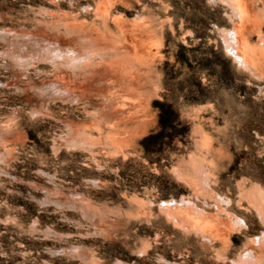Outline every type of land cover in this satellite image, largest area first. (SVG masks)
<instances>
[{"label": "rangeland", "instance_id": "1", "mask_svg": "<svg viewBox=\"0 0 264 264\" xmlns=\"http://www.w3.org/2000/svg\"><path fill=\"white\" fill-rule=\"evenodd\" d=\"M0 31V264H264V0H0Z\"/></svg>", "mask_w": 264, "mask_h": 264}, {"label": "trees", "instance_id": "2", "mask_svg": "<svg viewBox=\"0 0 264 264\" xmlns=\"http://www.w3.org/2000/svg\"><path fill=\"white\" fill-rule=\"evenodd\" d=\"M156 105L160 109V114H159L160 132L158 134L162 135L169 131L175 132L177 128V124H179L180 122L177 112L172 108V106H169L164 102H156ZM149 138H151V136L148 137V139Z\"/></svg>", "mask_w": 264, "mask_h": 264}, {"label": "bare ground", "instance_id": "3", "mask_svg": "<svg viewBox=\"0 0 264 264\" xmlns=\"http://www.w3.org/2000/svg\"><path fill=\"white\" fill-rule=\"evenodd\" d=\"M1 32V31H0ZM3 32V31H2ZM230 35H231V41L230 42H232L233 44L231 45V43L229 44V47H231V49H232V52H236V54H237V57H238V59H241L242 60V63H244L245 65L247 64V60H246V54H244V52H243V47H242V42H241V38H240V36H239V34L241 33H239L238 34V31L237 30H230ZM229 43V42H228ZM237 45H239V48L237 47ZM236 57V58H237ZM240 61V60H239ZM174 216V215H173ZM180 218V217H179ZM251 252H252V250H251ZM250 253V252H249ZM253 254V253H252ZM254 255V254H253ZM252 255V256H253ZM249 260V259H248ZM257 260V259H256ZM254 262L255 260H251V262Z\"/></svg>", "mask_w": 264, "mask_h": 264}]
</instances>
